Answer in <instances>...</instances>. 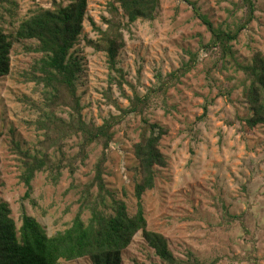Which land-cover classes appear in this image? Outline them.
Returning <instances> with one entry per match:
<instances>
[{"label":"rangeland","instance_id":"374dc122","mask_svg":"<svg viewBox=\"0 0 264 264\" xmlns=\"http://www.w3.org/2000/svg\"><path fill=\"white\" fill-rule=\"evenodd\" d=\"M12 1L18 5L14 15L3 12L0 20L7 33L34 9L51 8L54 3L65 7L76 0ZM87 1L83 33L71 53L82 67L77 87L86 123L100 127L110 117L120 116L119 109L129 106L128 98L145 96L157 85L158 75L166 77L196 56L194 66L168 91L165 103L155 100L148 112L150 123L168 131L161 142L168 166L157 169L155 189L143 196L148 229L162 234L174 256L183 262L190 255L200 264H264V127L253 131L246 124L251 114L244 90L251 81L239 68L251 67L257 53L264 57V0H255L254 21L230 45L236 65L221 59L219 50L205 48L211 34L191 3L215 28L234 31L245 13L235 11L240 0H161L156 21L137 22L126 33L127 45L117 59L127 83L122 89L109 83L111 77L118 80L120 76L110 73L106 55L88 45L99 39L97 29L106 30L112 1ZM29 44L15 46L11 74L0 79V202L10 205L18 227L24 207L53 236L75 217L80 191L94 179L103 151L93 145L74 178L66 169L57 185L47 173L38 174L31 198L23 200V168L13 141L35 155L42 140L32 126L41 113L26 101L43 107L40 89L23 78L40 57L24 51ZM67 114V110L58 112L66 120ZM141 125L140 116L133 115L114 130L103 164L107 190L127 205L131 216L137 211L134 188L139 163L134 145L140 140ZM78 143V139L67 143V159L78 154ZM51 156L53 161L59 160L58 154ZM88 218L89 213L85 220ZM123 264L163 263L138 234L124 252Z\"/></svg>","mask_w":264,"mask_h":264},{"label":"trees","instance_id":"16d2710c","mask_svg":"<svg viewBox=\"0 0 264 264\" xmlns=\"http://www.w3.org/2000/svg\"><path fill=\"white\" fill-rule=\"evenodd\" d=\"M111 1L112 17L105 20L106 30L96 28L99 39L89 41L88 45L106 55L110 73L120 76L118 80L111 77L109 83L122 89L124 82L127 83L123 72L117 67V59L127 45L126 33H130L131 26L137 22L156 21L161 11V0ZM191 6L211 34V40L205 48L219 50L221 59L236 65L230 45L254 21L255 0H240L235 5L236 12L243 10L245 13L234 31L215 28L199 13L195 4L191 3ZM17 8L18 5L12 0H0V20L3 19V12L13 16ZM87 10V0H76L65 7L61 3H54L51 8L39 7L30 11L18 21L17 28L11 33L0 26V79L11 74L12 53L16 45L30 43L24 46V51L40 56L31 69L23 74V78L26 83H32L37 90L40 89L43 95L42 108L26 98L28 104L41 113L32 126L42 134V140L38 143L35 155L13 141V150L20 156L23 168L20 176V182L26 188L23 200L31 198L32 184L38 174L47 173L51 182L57 185L66 169L74 178L79 164L85 162L87 152L93 145L101 146L103 151L94 179L80 191L75 217L65 229L53 236L48 235L38 221L28 216L24 207L22 224L18 227L10 205L0 202V264H66L80 260H88L91 264H123L124 252L138 234L142 235L163 264H200L190 255L187 262L178 260L170 250L167 239L148 229L143 207V196L156 187L157 169L168 166L167 158L161 151V142L168 131L158 124L150 123L148 112L155 100L162 99L165 103L168 91L177 86L190 71L196 56L166 77L158 75L157 85L150 88L145 96L134 94L133 98H128L129 106L119 109L120 116L110 117L100 127L86 123L77 87L82 67L71 53L83 33ZM92 25L95 26L94 23ZM239 68L251 81L244 90V100L251 114L246 124L256 131L258 127H264V57L257 53L251 67ZM106 98L111 102L109 95ZM112 104L116 105L115 102ZM64 110L68 113L67 120L58 115ZM207 112L208 105H205L204 116ZM133 115L140 116L142 125L140 140L134 145V156L139 166L134 188L137 211L131 216L127 205L107 190L103 164L115 138L114 130ZM73 139L79 141L78 154L67 159L64 149ZM52 154H58L59 160L53 161ZM87 212L89 218L85 220Z\"/></svg>","mask_w":264,"mask_h":264}]
</instances>
